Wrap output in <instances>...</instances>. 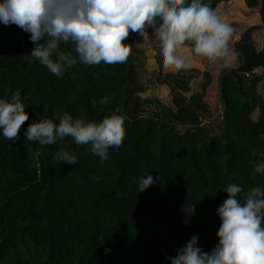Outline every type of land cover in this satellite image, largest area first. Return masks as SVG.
<instances>
[{
    "label": "trees",
    "instance_id": "trees-1",
    "mask_svg": "<svg viewBox=\"0 0 264 264\" xmlns=\"http://www.w3.org/2000/svg\"><path fill=\"white\" fill-rule=\"evenodd\" d=\"M230 1L211 0V7L221 13ZM243 1L261 24L234 31L235 60L218 69L194 57L191 69L164 74L173 105L159 110L145 109L139 96L135 47L122 64L78 61L57 77L31 56L28 33L0 24V97L6 88L8 95L20 89L29 114L16 141L0 136V264H170L167 258L193 235L205 252L218 243L216 209L228 195L222 188L264 187V173L254 171L264 161V97L258 92L264 73L255 72L264 68V49L253 39L264 28V0ZM138 38L130 32L125 42ZM184 51H190L187 43ZM154 56L162 72L157 47ZM193 79L200 91L187 97ZM220 104L219 131L202 141L204 112ZM64 112L95 122L118 114L121 145L110 146L101 164L90 144L77 146L70 137L45 145L25 140L39 115L58 123ZM60 148L77 157L75 166L54 160ZM146 172L155 183L137 192Z\"/></svg>",
    "mask_w": 264,
    "mask_h": 264
},
{
    "label": "clouds",
    "instance_id": "clouds-1",
    "mask_svg": "<svg viewBox=\"0 0 264 264\" xmlns=\"http://www.w3.org/2000/svg\"><path fill=\"white\" fill-rule=\"evenodd\" d=\"M0 24H14L28 33L34 45L31 56L57 77L78 61L84 65L122 64L133 47L143 50L153 44L163 67L175 71L191 69L194 57L225 69L237 55L230 47L234 28L221 18L218 8L211 7V0H0ZM130 32L140 37L134 45L125 42ZM185 43L190 45L188 52ZM68 44L72 45L70 51L61 48ZM8 92L4 89L5 95L0 97V136L14 142L29 114L21 90ZM99 103H107V98ZM124 136L118 114L95 122L64 112L58 123L39 115L24 131L25 140L40 145L65 137L77 146L90 144L101 164L108 158L109 147L119 148ZM53 158L77 164V157L63 148ZM254 171L264 173V161ZM154 183L146 172L139 177L137 192ZM222 189L228 195L216 209L221 221L218 243L205 252L193 235L175 250V256L167 258L170 264H264V187L253 186L245 192L242 186L229 183Z\"/></svg>",
    "mask_w": 264,
    "mask_h": 264
},
{
    "label": "rangeland",
    "instance_id": "rangeland-1",
    "mask_svg": "<svg viewBox=\"0 0 264 264\" xmlns=\"http://www.w3.org/2000/svg\"><path fill=\"white\" fill-rule=\"evenodd\" d=\"M220 10L222 14L221 18L230 23L234 31L241 32L249 26H260L261 24L259 14L250 12L243 0H232L224 3L220 6ZM139 39L140 37L137 40ZM253 39L258 50H263L264 28L259 27L256 29L253 33ZM155 49V44L143 50L136 49L138 51L137 66L139 68V80L142 86V91L139 93V96L143 101L144 108L147 110H159L161 108L160 106L173 105L170 88L162 84V81L165 78L164 74L176 71L170 68H164L162 72H159V65L154 56ZM188 74H191V72ZM190 86L191 90L185 93L187 97L200 91V85L196 79L191 80ZM260 88L264 90V83L262 85L260 84ZM211 108H208L204 112V118H202L201 128H204V131L200 132V139L202 141L205 140L208 134L211 135L219 131L216 122L221 119L218 116L222 113L223 107L220 104L217 107ZM178 130L183 131L184 128L179 126ZM11 261L7 260L3 264H11Z\"/></svg>",
    "mask_w": 264,
    "mask_h": 264
},
{
    "label": "crops",
    "instance_id": "crops-1",
    "mask_svg": "<svg viewBox=\"0 0 264 264\" xmlns=\"http://www.w3.org/2000/svg\"><path fill=\"white\" fill-rule=\"evenodd\" d=\"M255 72L257 73V74H261V73H264V68H257L256 70H255ZM264 83V79H263V81H261V85ZM260 84H259V87H258V92L259 93H261L262 95H263V97H264V90H262L261 88H260ZM212 109V108H211ZM222 114H223V112L218 116L219 118H222ZM258 117H259V110L257 109L253 114H252V119L253 120H257L258 119ZM216 120H218V119H216Z\"/></svg>",
    "mask_w": 264,
    "mask_h": 264
}]
</instances>
